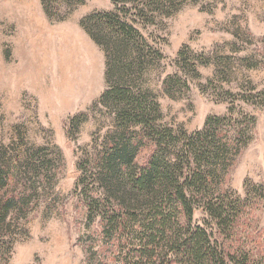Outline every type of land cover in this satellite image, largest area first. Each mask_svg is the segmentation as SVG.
I'll return each mask as SVG.
<instances>
[{
    "label": "rangeland",
    "instance_id": "374dc122",
    "mask_svg": "<svg viewBox=\"0 0 264 264\" xmlns=\"http://www.w3.org/2000/svg\"><path fill=\"white\" fill-rule=\"evenodd\" d=\"M95 12L125 14L142 36L148 62L127 79L158 106L155 129L181 138L229 108L248 117L246 146L220 185L244 202L226 247L264 258V0H0V264H124L134 244L105 236L89 210L122 181L101 172L111 140L142 136L137 166L155 149L142 126L117 122L114 103H98L105 57L80 25Z\"/></svg>",
    "mask_w": 264,
    "mask_h": 264
},
{
    "label": "trees",
    "instance_id": "16d2710c",
    "mask_svg": "<svg viewBox=\"0 0 264 264\" xmlns=\"http://www.w3.org/2000/svg\"><path fill=\"white\" fill-rule=\"evenodd\" d=\"M109 1L116 6L132 0ZM120 14L95 12L80 23L105 57L104 78L109 88L98 103L104 107L114 103L117 122L126 129L142 126L155 149L145 166H137L132 162L142 136L134 137L133 143V137L110 141L101 172L104 178L122 180V185L111 189L108 197L93 200L91 214H100L105 236H134V244L124 241L130 247L124 264L128 260L130 264H264V258L254 259L243 247H226L235 241L244 202L239 198L230 202L220 185L246 146L251 129L248 117L241 114L239 120L229 108L225 116L207 117L201 130L181 138L169 129H155L152 122L159 116L158 106L148 103L147 97L133 95L127 79L148 62L145 43L133 21ZM178 56L182 58L183 53ZM162 85L165 94L174 98L170 77ZM81 116L69 122L74 124ZM1 174L0 180H7V173ZM199 209L205 214L201 225L193 220Z\"/></svg>",
    "mask_w": 264,
    "mask_h": 264
}]
</instances>
